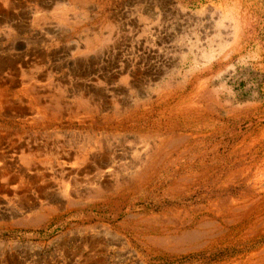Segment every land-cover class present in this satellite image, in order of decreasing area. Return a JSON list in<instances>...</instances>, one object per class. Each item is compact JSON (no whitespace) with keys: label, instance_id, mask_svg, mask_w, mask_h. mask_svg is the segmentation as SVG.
<instances>
[{"label":"rangeland","instance_id":"374dc122","mask_svg":"<svg viewBox=\"0 0 264 264\" xmlns=\"http://www.w3.org/2000/svg\"><path fill=\"white\" fill-rule=\"evenodd\" d=\"M15 3L18 47L11 53L16 58H32L31 64L44 72L42 79L45 80L40 78L42 85L46 86V82L49 86V81L54 78V86L59 87L55 86V90H66L67 100L72 104L78 100L76 92L80 89L85 93L90 90L87 96H100L101 111L95 117L100 122L99 127L88 129L81 123L82 118L71 117L74 112L69 117L73 119L72 124L58 127L62 146L58 149L64 153L61 155V151L54 148L60 154V157L56 154L59 163L55 166L62 164L61 168L68 171L73 168L71 172L78 169L77 173L80 168L84 169L82 161L78 163L74 156V146L71 148L68 141L72 142L74 137L82 141V137L92 132L98 138L108 139L107 150L112 152L110 154L116 153V162L109 163L112 165L96 164L105 172L121 171L122 164L132 163L136 155L145 156L150 143L159 139L170 145L168 150L172 155L144 185L123 184L121 192L108 188V195L105 194L104 198L78 201L69 212L55 213L44 226L19 228L8 224L9 220L0 221L3 224L0 227V249L6 260L10 262L11 259L14 264H76V261L84 264L85 259L94 254L97 257L94 264H222L237 255V249H209L212 246L189 253L165 251L146 241L150 228L139 226L137 222L140 219H173L182 211L199 213L201 217L208 213L210 204L226 198L244 201L257 196V211L264 204V0H15ZM34 7L40 12H32ZM60 13L68 16L71 22L81 21V25L71 27L77 32L68 33L71 37L64 35L65 28L60 26L58 19ZM34 17L36 20L40 18V22ZM32 21L35 27L31 25ZM44 28L47 31H42ZM90 32L98 33L101 40L110 38L109 45L99 46L95 53L84 54L83 37ZM6 45L0 50L4 57L7 55L5 58L9 55ZM204 92L215 95L213 103L206 101L208 94L205 97ZM197 102L201 104L198 107L194 105ZM51 130L43 135L51 136ZM105 150L106 147L101 151L94 149L98 154L102 151L105 154ZM5 151L11 154L10 150ZM67 153L69 155H65ZM123 157L126 161L120 160ZM89 163L92 168L87 170L91 172L89 170L86 176L76 180L72 177L65 179L67 186L72 189L74 182H78L76 186L81 192L94 186L89 185L94 182L96 169L92 162ZM92 171L95 172L93 176ZM130 172L128 175L136 174L134 168ZM52 182L57 183L56 180ZM262 223L257 228V249L264 247V221ZM154 233L155 237H161L159 228ZM91 241L98 242L100 247L95 246V251L93 247L89 248Z\"/></svg>","mask_w":264,"mask_h":264},{"label":"bare ground","instance_id":"6f19581e","mask_svg":"<svg viewBox=\"0 0 264 264\" xmlns=\"http://www.w3.org/2000/svg\"><path fill=\"white\" fill-rule=\"evenodd\" d=\"M33 1V0H31ZM35 3V2H34ZM50 3V2H49ZM42 4V3H41ZM40 4V5H41ZM46 4V3H45ZM29 5V4H28ZM32 5V4H31ZM43 6V5H42ZM87 6V5H85ZM89 6V5H88ZM31 7V6H30ZM29 7V8H30ZM40 7V6H39ZM104 7V6H103ZM16 3L15 0H0V50L3 46H8L9 53L7 55L0 53V221H7L12 226H26L36 225L42 226L46 223L55 213L69 212L81 200H91L97 198H104V195L109 192L108 188L116 192L120 191L123 184L144 185L146 181L153 178L155 172L168 158L172 155L169 151V144L164 141L156 140L153 144L150 143V149L145 156L136 155L135 161L132 163L125 162L122 164L121 171L105 172L102 165H108L111 162H116V153L110 154L109 140L98 138L92 134H86L82 137V141L74 137V140L68 141L70 147L75 148L76 160L82 161V167L75 172L73 168L71 171L61 168L62 164L59 163L57 156L62 153L59 142V128L69 126L71 117L74 115L79 116L83 120L81 123L87 125L90 129L92 126H100V122L95 119L96 115L101 111V102L95 95H89L88 91L85 93L83 89L78 90L77 96L79 97L75 104L67 100V91L55 90L53 79L49 81V86H43L40 78L44 76L41 68L31 64L29 56L25 59L16 58L11 51L18 47L16 39V30L19 28L15 26L16 20ZM105 9V8H104ZM31 10V9H30ZM36 14L40 10L36 7L32 9ZM45 11V10H44ZM66 11V10H65ZM91 11V10H90ZM168 11V10H167ZM181 11V10H180ZM219 11V10H218ZM31 12V13H32ZM49 12V11H48ZM89 12V11H88ZM129 13V12H128ZM168 13V12H167ZM19 13H17L18 15ZM78 14V13H77ZM75 14V15H77ZM171 14V13H170ZM235 14V13H234ZM22 15V14H21ZM32 15V14H31ZM73 15V14H72ZM126 15V14H125ZM56 16V15H55ZM54 16V17H55ZM49 17V16H48ZM71 17V16H70ZM119 17V16H118ZM22 18V17H21ZM31 18V17H30ZM35 20L37 19L34 17ZM39 18V17H38ZM51 18V17H50ZM236 18V17H234ZM247 18V16H246ZM20 19V18H19ZM28 19V18H27ZM32 19V18H31ZM60 26H63L66 31L65 37H69L68 33L81 25V21L77 19L71 22L68 16L60 13L58 15ZM196 19V18H195ZM205 19V18H204ZM23 20V19H22ZM29 20V19H28ZM49 20V19H47ZM92 20V19H91ZM112 20V19H111ZM132 20V19H131ZM40 22L39 20H36ZM98 21V20H97ZM25 22V20H24ZM33 22V21H32ZM86 22V21H85ZM202 22V21H201ZM23 23V21H22ZM83 23V22H82ZM119 23V21H118ZM26 24V22L24 23ZM47 24V23H46ZM50 24V23H49ZM48 24V25H49ZM168 24V23H167ZM252 24V23H251ZM31 25L35 27V22ZM30 25V26H31ZM39 25V24H38ZM94 25V24H93ZM139 25V24H138ZM223 25V24H222ZM235 25V24H234ZM155 26V25H154ZM241 26V25H240ZM24 27V25H23ZM39 27V26H38ZM109 26H107L108 28ZM29 28V27H28ZM169 28V27H168ZM226 28V27H225ZM236 28V27H235ZM39 29V28H38ZM87 29V28H86ZM94 29V28H93ZM96 29V28H95ZM223 29V28H222ZM233 29V27H232ZM251 29V28H250ZM27 30V29H26ZM31 31L30 29H28ZM62 30V29H61ZM64 30V29H63ZM88 30V29H87ZM123 30V29H122ZM131 30V28H130ZM134 30V29H133ZM161 30V29H160ZM42 31H47L44 28ZM142 31V30H141ZM223 31V30H222ZM35 32V31H34ZM151 32V31H150ZM24 33V32H23ZM77 33V32H75ZM96 33V32H95ZM90 32L86 37H83L85 52L84 54L95 53L99 46L109 45L110 38H101L98 33ZM153 33V32H152ZM224 33V32H223ZM230 33V32H229ZM249 33V32H248ZM20 34V33H19ZM27 34V32L25 33ZM234 34V33H232ZM22 35V34H21ZM20 35V36H21ZM36 35V34H35ZM38 35V34H37ZM41 35V34H40ZM119 35V34H117ZM226 35V34H225ZM82 36V35H81ZM92 36V37H90ZM112 36V35H111ZM121 36V35H120ZM130 36V35H129ZM239 36V35H238ZM26 37V36H25ZM31 37V36H30ZM35 37V36H34ZM43 37V36H42ZM45 37V36H44ZM55 37V36H54ZM71 37V35H70ZM79 37V36H77ZM29 38V37H26ZM33 38V37H32ZM46 38V37H45ZM50 38V37H48ZM25 39V38H24ZM38 39V38H37ZM40 39V37H39ZM42 39V38H41ZM44 39V38H43ZM59 39V38H57ZM114 40V38H112ZM118 39V38H117ZM216 39V38H215ZM26 40V39H25ZM48 40V39H47ZM53 40V39H52ZM56 40V39H55ZM83 40V39H82ZM111 40V41H113ZM148 40V39H147ZM250 40V39H249ZM7 41V42H4ZM27 41V40H26ZM49 41V40H48ZM150 41V40H149ZM43 42V41H42ZM58 42V40H56ZM63 42V41H62ZM61 42V43H62ZM66 42V41H65ZM68 42V40H67ZM76 42V41H75ZM74 42V43H75ZM156 42V41H155ZM165 42V41H164ZM192 42V41H191ZM214 42V41H213ZM28 43V42H26ZM54 43V42H53ZM60 43V42H59ZM112 43V42H110ZM157 43V42H156ZM201 43V42H200ZM39 44V43H38ZM52 44V42H51ZM55 44V43H54ZM71 44V43H70ZM154 44V43H153ZM197 44V43H196ZM216 44V43H215ZM220 44V43H218ZM45 45V44H44ZM61 45V44H60ZM68 45V44H67ZM76 45V43H75ZM142 45V44H141ZM147 45V44H146ZM152 45V44H151ZM202 45V44H201ZM206 45V44H205ZM217 45V44H216ZM52 46V45H51ZM78 46V45H77ZM76 46V47H77ZM164 46V45H163ZM199 46V45H197ZM46 47V46H45ZM49 47V46H48ZM58 47V46H57ZM83 47V48H84ZM114 47V46H113ZM112 47V48H113ZM117 47V46H116ZM150 47V46H149ZM152 47V46H151ZM205 47V46H204ZM22 48V47H21ZM183 48V47H182ZM20 49V48H19ZM155 49V48H153ZM3 50V49H2ZM53 50V49H52ZM70 50V49H69ZM198 50V49H197ZM201 50V49H200ZM238 50V49H237ZM4 51V50H3ZM47 51V50H46ZM50 53V50H48ZM78 51V50H77ZM99 51V50H98ZM180 51V50H179ZM178 51V52H179ZM210 51V50H208ZM1 52V51H0ZM14 52V51H13ZM81 52V50H80ZM136 52V51H135ZM174 52V51H172ZM177 52V51H176ZM203 52V51H202ZM206 52V51H205ZM217 52V51H216ZM243 52V51H242ZM47 54V52H45ZM57 53V52H56ZM132 53V52H131ZM165 53V52H164ZM20 54V53H19ZM43 54V53H42ZM115 54V53H114ZM180 54V53H179ZM182 54V52H181ZM228 54V53H227ZM17 55V54H16ZM26 55V54H25ZM51 55V54H50ZM94 55V54H93ZM90 56V55H89ZM143 56V55H142ZM164 56V55H163ZM183 56V55H182ZM39 57V56H38ZM103 57V56H102ZM122 57V56H121ZM141 57V56H140ZM158 57V56H157ZM156 57V58H157ZM166 57V56H165ZM181 57V56H180ZM197 57V56H196ZM46 58V57H45ZM82 58V57H81ZM84 58V57H83ZM87 58V57H86ZM91 58V57H90ZM92 59V58H91ZM138 59V58H137ZM84 60V59H82ZM131 60V59H130ZM37 61V60H35ZM60 61V60H59ZM102 61V60H101ZM141 61V60H140ZM170 61V60H169ZM39 62V61H38ZM42 62V61H41ZM62 62V61H60ZM85 62V60H84ZM134 62V61H133ZM178 62V61H177ZM201 62V61H200ZM216 62V61H215ZM63 63V62H62ZM69 63V62H67ZM83 63V62H82ZM129 63V62H128ZM140 63V62H139ZM142 63V62H141ZM182 63V62H181ZM95 64V63H94ZM149 64V63H148ZM33 65V66H32ZM42 65V64H41ZM44 65V64H43ZM103 65V64H102ZM120 65V64H119ZM47 67V66H43ZM60 67V66H59ZM102 67V66H101ZM110 67V65H109ZM126 67V65H125ZM158 67V66H157ZM182 67V66H181ZM107 68V67H106ZM112 68V67H111ZM123 68V67H122ZM121 68H119L120 71ZM44 70V69H43ZM145 70V69H144ZM158 70V69H157ZM218 70V69H217ZM155 71V70H154ZM173 71V70H172ZM118 72V71H117ZM219 72V71H218ZM50 73V72H49ZM78 73V72H77ZM125 73V71H124ZM155 73V72H154ZM159 73V72H158ZM161 73V72H160ZM128 74V73H127ZM54 75V74H53ZM74 75V74H73ZM72 75V77H74ZM79 75V74H78ZM121 75V74H120ZM154 75V74H153ZM49 76V75H48ZM99 76V75H98ZM127 76V75H126ZM125 76V77H126ZM50 77V76H49ZM58 77V76H56ZM95 77V76H94ZM100 77V76H99ZM103 77V76H102ZM105 78V77H104ZM115 78V77H114ZM123 78V77H122ZM128 78V76H127ZM140 78V77H139ZM149 78V77H148ZM44 79V78H43ZM42 79V80H43ZM59 79V78H58ZM81 79V78H80ZM126 79V78H125ZM45 80V79H44ZM47 80V79H46ZM66 80V79H65ZM69 80V79H68ZM84 80V79H83ZM82 80V81H83ZM99 80V79H98ZM105 80V79H103ZM116 80V79H115ZM114 80V81H115ZM120 80V79H118ZM123 80V79H122ZM132 80V79H131ZM161 80V79H160ZM188 80V79H187ZM64 81V80H63ZM96 81V80H95ZM107 81V80H106ZM156 81V80H155ZM60 82V81H59ZM93 82V81H92ZM123 83V81H121ZM57 83V82H56ZM62 83V82H61ZM91 83V82H90ZM99 83V82H98ZM59 84V83H57ZM74 84V83H73ZM86 84V83H85ZM104 84V83H103ZM116 84V83H115ZM60 85V84H59ZM89 85V83H88ZM92 85V84H91ZM96 85V84H95ZM73 86V85H72ZM71 86V88H72ZM78 86V85H77ZM94 86V85H93ZM175 86V85H174ZM58 87V86H56ZM62 87V86H61ZM92 87V86H91ZM90 87V88H91ZM101 87V86H100ZM165 87V86H164ZM191 87V86H190ZM59 88V87H58ZM57 88V89H58ZM67 88V86H66ZM65 88V89H66ZM94 88V87H92ZM97 88V87H96ZM177 88V87H176ZM208 88V87H207ZM63 89V88H62ZM68 89V88H67ZM75 88H73L74 90ZM99 89V88H98ZM102 89V88H101ZM185 89V88H184ZM213 89V88H212ZM77 90V89H76ZM105 90V89H104ZM229 90V89H228ZM71 91V90H70ZM100 91V89H99ZM146 91V90H145ZM222 91V90H221ZM230 91V90H229ZM98 92V91H96ZM102 92V91H101ZM104 92V91H103ZM73 93V91H72ZM94 93V92H93ZM100 93V92H99ZM203 93V92H201ZM205 97H206V92ZM214 93V92H213ZM217 93V92H215ZM122 94V93H121ZM235 94V93H234ZM74 95V94H73ZM109 95V94H108ZM204 95V94H203ZM76 96V95H75ZM106 96V95H105ZM224 96V95H223ZM103 97V95H102ZM107 97V96H106ZM105 97V98H106ZM77 98V97H76ZM200 98V97H199ZM74 99V98H73ZM103 100V99H102ZM215 95L208 94L207 100L213 103ZM199 102V101H198ZM196 103L197 107L200 103ZM203 104V103H202ZM241 104V103H240ZM253 104V103H252ZM105 105V104H104ZM110 108V107H109ZM114 108V107H113ZM222 108V107H221ZM197 109V108H196ZM212 109V108H211ZM106 110V109H105ZM215 110V109H214ZM109 111V110H108ZM114 111V110H113ZM219 111V110H218ZM222 111V110H221ZM115 112V111H114ZM113 112V113H114ZM118 112V111H117ZM105 113V111L103 112ZM116 113V112H115ZM137 113V112H136ZM100 114V113H99ZM109 114V113H108ZM117 114V113H116ZM213 114V113H212ZM115 115V114H114ZM118 115V114H117ZM204 115V114H203ZM201 117V116H200ZM211 117V116H210ZM80 118H77L79 120ZM123 119V118H122ZM129 119V118H128ZM199 119V118H198ZM80 121V120H79ZM78 121V122H79ZM209 121V120H208ZM105 122V121H104ZM227 123V122H226ZM67 126V127H68ZM83 126V125H82ZM90 126V127H89ZM168 126V125H167ZM84 127V126H83ZM53 128L54 130H51ZM85 128V127H84ZM155 128V127H154ZM77 129V128H76ZM51 130V136H45L47 131ZM218 131V130H217ZM86 132V131H85ZM90 133V132H89ZM167 133V132H166ZM55 134V135H53ZM157 134V133H156ZM217 134V133H216ZM208 135V134H207ZM112 136V135H111ZM142 137V136H141ZM145 137V136H143ZM119 138V137H118ZM239 138V137H238ZM245 138V137H244ZM121 139V138H120ZM148 139V137H147ZM152 139V138H151ZM196 139V138H194ZM207 139V138H206ZM50 140L52 142L50 143ZM126 140V139H125ZM145 140V139H144ZM201 140V139H200ZM215 140V139H214ZM111 141V140H110ZM115 142V140L113 139ZM202 141V140H201ZM125 142V141H124ZM128 142V141H127ZM216 142V141H215ZM122 143V142H119ZM185 143V142H184ZM210 143V142H208ZM65 143H63L64 145ZM114 144V143H113ZM124 144V143H123ZM176 144V143H175ZM188 144V143H187ZM67 145V143H66ZM65 145V146H66ZM184 145V144H183ZM52 146V147H51ZM178 146V145H177ZM176 146V147H177ZM186 146V145H185ZM184 146V148H186ZM106 147V153L102 154L96 151L102 150ZM121 147V146H120ZM119 147V148H120ZM50 148V149H49ZM54 148L60 154L54 151ZM188 149V148H187ZM10 150L9 155L7 151ZM64 150V149H62ZM68 150V149H67ZM66 150V152H67ZM74 150V151H75ZM180 150V149H179ZM258 150V149H257ZM256 150V151H257ZM178 151V150H177ZM189 151V150H188ZM194 151V150H193ZM248 151V150H247ZM9 152V151H8ZM71 152L73 150L71 149ZM176 152V151H174ZM241 152V151H240ZM70 153V151H69ZM112 153V152H111ZM181 153V152H180ZM189 153V152H188ZM194 153V152H193ZM196 153V151H195ZM245 153V152H244ZM248 153V152H247ZM250 153V152H249ZM57 154V156H56ZM104 154V156H103ZM191 154V153H190ZM242 154V152H241ZM255 154V153H254ZM65 155H69L68 153ZM178 155V154H177ZM189 155V154H188ZM194 155V154H193ZM196 155V154H195ZM216 155V154H215ZM252 155V154H251ZM73 156V157H74ZM91 156V157H90ZM127 156V155H126ZM169 156V157H168ZM60 157V156H59ZM175 157V156H174ZM202 157V156H201ZM205 157V156H204ZM240 157V156H239ZM68 160V157H66ZM127 158V157H126ZM188 158V157H187ZM191 158V157H190ZM57 159V160H56ZM65 159V158H64ZM171 159V158H170ZM174 159V158H173ZM196 159V158H195ZM231 159V158H230ZM242 159V158H241ZM244 159V158H243ZM253 159V158H252ZM263 159V158H262ZM61 160V159H60ZM126 161L125 157L120 158ZM191 160V159H190ZM193 160V159H192ZM200 160V159H199ZM206 160V159H204ZM63 161V160H61ZM65 161V160H64ZM122 161H120L122 163ZM174 161V160H172ZM236 161V160H234ZM75 162V161H74ZM92 162L95 165L96 174L94 176L93 187L85 192H81L79 185L74 182L73 188L69 189L65 182L71 177L76 178L84 177L88 174V163ZM177 162V161H176ZM174 162V163H176ZM193 162V161H192ZM198 161H196L197 163ZM222 162V161H221ZM263 162V161H262ZM68 163V162H67ZM78 163L76 165H78ZM178 163V162H177ZM190 163V162H189ZM206 163V162H205ZM227 163V162H226ZM237 163V162H236ZM90 164V163H89ZM101 165L97 167V165ZM120 164V163H119ZM172 164V163H171ZM170 164V165H171ZM186 164V163H185ZM222 164V163H221ZM90 165V166H94ZM112 165V164H109ZM114 165V164H113ZM191 165V163L189 164ZM205 165V164H204ZM216 165V164H215ZM232 165V164H231ZM237 165V164H236ZM55 166V167H54ZM71 166V165H70ZM80 166V165H79ZM116 166V165H115ZM120 166V167H121ZM182 166V165H181ZM217 166V165H216ZM233 166V165H232ZM258 166V165H257ZM63 167V165H62ZM75 167V166H74ZM81 167V166H80ZM174 167V166H173ZM208 167V166H207ZM218 167V166H217ZM253 167V166H252ZM70 168V167H69ZM77 168V166H76ZM104 168V167H103ZM134 168L136 174L128 175L130 170ZM177 168V166H176ZM189 168V167H186ZM167 169V168H165ZM172 169V168H171ZM179 169V167H178ZM191 169V167H190ZM70 170V169H69ZM160 170V169H159ZM173 170V169H172ZM183 170V169H182ZM186 170V169H185ZM184 170V171H185ZM197 170V169H196ZM218 170V169H217ZM248 170V167L247 169ZM250 170V169H249ZM68 171V172H67ZM124 171V175L122 172ZM175 171V170H173ZM219 171V170H218ZM224 171V170H223ZM259 171V170H258ZM91 172V170H90ZM132 172V171H131ZM130 172V173H131ZM164 172V171H162ZM246 172V171H245ZM93 173V174H92ZM92 176L95 172L92 171ZM176 173V172H175ZM181 173V172H180ZM183 173V172H182ZM191 173V172H190ZM189 173V174H190ZM90 174V173H89ZM158 174V173H157ZM213 174V173H212ZM251 174V173H250ZM162 175V174H161ZM160 175V176H161ZM246 175V174H245ZM252 175V174H251ZM255 175V174H254ZM91 176V177H92ZM165 176V175H164ZM163 176V177H164ZM167 176V174H166ZM178 176V175H177ZM186 176V175H185ZM224 176V175H223ZM229 176V175H228ZM90 177V176H89ZM172 177V176H171ZM209 177V176H208ZM256 177V176H255ZM264 177V176H263ZM175 178V177H174ZM220 178V177H219ZM222 178V177H221ZM261 178V177H259ZM61 179V181H58ZM66 179V180H65ZM85 178L84 180H86ZM92 179V178H91ZM189 179V178H188ZM216 179V178H215ZM56 180L57 183H53ZM65 180V181H64ZM73 180V181H75ZM110 180V182H109ZM254 180V179H253ZM263 180V179H262ZM212 181V180H210ZM220 181V180H219ZM261 181V180H260ZM65 182V183H64ZM91 182V181H90ZM89 182V183H90ZM255 183V181H253ZM262 182V181H261ZM264 182V181H263ZM224 183V182H223ZM66 184V185H65ZM251 184V183H248ZM81 185V184H80ZM257 185V184H255ZM163 186V185H162ZM249 186V185H248ZM253 186V184H252ZM87 188V187H86ZM251 189V188H250ZM124 190V189H123ZM174 190V189H173ZM108 191V192H107ZM251 191V190H250ZM249 191V192H250ZM137 192V191H136ZM254 192V191H253ZM261 192V191H260ZM263 192V191H262ZM135 194V193H134ZM108 195V194H107ZM112 195V194H111ZM241 195V194H240ZM253 195V193H252ZM264 195V194H263ZM114 196V195H113ZM131 196V195H130ZM192 196V195H191ZM233 196V195H232ZM250 196V195H248ZM261 196V195H260ZM222 197V196H221ZM228 197V196H226ZM234 197V196H233ZM108 198V197H105ZM124 198V196H123ZM220 198V197H219ZM223 198H225L223 196ZM245 198V197H244ZM247 199V198H246ZM255 199V200H254ZM254 199L248 200H235L233 198H226L216 203L210 204L207 208L205 215L199 213H184L173 219H162L157 221H149L140 219L137 222L139 226L150 228L146 241L157 245L165 251H176L178 253H189L204 247L211 250L219 248H228L229 250L237 249L239 253L233 257L228 258L222 264H264V247L257 249V228L260 227L264 221V204L261 209L257 211V196ZM99 200V199H97ZM103 200V199H102ZM107 200V199H106ZM112 200V199H111ZM126 200V199H125ZM96 201V200H95ZM262 201V200H261ZM83 202V201H82ZM108 202V201H107ZM113 202V201H111ZM136 202V201H135ZM100 203V201H99ZM184 203V202H183ZM187 203V202H186ZM105 204V203H104ZM121 204V202H120ZM123 204V203H122ZM125 204V203H124ZM135 204V203H134ZM179 204V203H178ZM198 204V203H197ZM208 204V202H207ZM81 205V204H80ZM188 205V204H187ZM120 206V205H119ZM194 206V205H193ZM187 207V206H186ZM202 207V206H201ZM95 208V207H94ZM102 208V207H101ZM118 208V207H117ZM116 208V209H117ZM135 208V207H134ZM193 208V207H192ZM99 209V208H98ZM111 209V208H110ZM156 209V208H155ZM203 209V208H202ZM100 210V209H99ZM183 210V209H182ZM188 210V209H187ZM199 210V209H198ZM205 210V209H204ZM186 211V210H185ZM196 211V210H195ZM201 211V209H200ZM206 211V210H205ZM194 212V211H193ZM65 213V212H64ZM91 213V212H90ZM114 213V212H113ZM116 213V211H115ZM114 213V214H115ZM119 213V212H118ZM132 213V212H131ZM126 214V213H125ZM58 215V214H57ZM117 215V213L115 214ZM120 215V214H118ZM123 215V214H122ZM91 217V216H90ZM113 217V215H112ZM117 217V216H114ZM94 218V217H93ZM165 218V217H164ZM132 219V218H131ZM84 220V219H83ZM91 220V219H90ZM51 222V221H50ZM103 224V223H102ZM263 224V223H262ZM2 223L0 227H2ZM99 225V224H98ZM7 226V225H6ZM44 226V225H43ZM263 226V225H262ZM106 227V226H105ZM264 227V226H263ZM159 228L161 237H155V230ZM171 228L173 229L171 231ZM88 229V228H87ZM98 229V228H97ZM101 229V228H100ZM108 229V228H107ZM119 229V228H118ZM125 229V228H124ZM9 230V229H8ZM93 232L94 229H92ZM103 230V229H102ZM111 230V229H110ZM77 231V230H76ZM139 231V230H138ZM111 232V231H110ZM264 232V231H263ZM91 234V231L89 232ZM87 234V233H86ZM93 234V233H92ZM135 234V232H134ZM102 235V234H101ZM143 235V234H142ZM111 236V235H110ZM134 236V235H133ZM140 236V235H139ZM260 236V235H259ZM87 237V236H86ZM108 237V236H107ZM119 237V235H118ZM124 237V236H123ZM142 237V236H141ZM101 238V237H100ZM121 238V237H119ZM139 238V237H138ZM137 238V239H138ZM261 238V237H259ZM88 239V238H86ZM102 239V238H101ZM118 239V238H117ZM125 239V238H122ZM121 239V240H122ZM136 239V238H135ZM111 240V239H110ZM127 240V239H126ZM100 241V240H99ZM112 241V240H111ZM118 241V240H117ZM133 241V240H132ZM88 242V241H87ZM131 242V241H130ZM138 242V241H137ZM259 242V241H258ZM261 242V241H260ZM111 243V242H110ZM109 243V244H110ZM113 243V242H112ZM139 243V242H138ZM19 244V243H18ZM93 250L95 246L100 247L96 241L89 242ZM105 244V243H103ZM107 244V243H106ZM115 244V243H114ZM260 244V243H259ZM69 245V244H68ZM84 245V244H83ZM3 246V245H2ZM113 246V244H112ZM208 246V247H207ZM261 246V245H260ZM264 246V245H263ZM21 247V246H20ZM82 247V246H81ZM87 247V248H88ZM122 247V246H121ZM136 247V246H135ZM8 248V247H7ZM11 248V247H10ZM71 248V247H70ZM84 248V247H83ZM85 247L84 249L87 250ZM90 248V247H89ZM110 248V247H109ZM156 248V247H155ZM158 248V249H159ZM254 248H256L254 250ZM2 249V248H1ZM0 249V250H1ZM16 249V248H15ZM14 249V250H15ZM97 249V247H96ZM95 249V250H96ZM103 249V248H102ZM111 249V248H110ZM136 249V248H135ZM226 249V250H228ZM91 250V249H89ZM94 250V251H95ZM112 250V249H111ZM2 251V250H1ZM0 251V262L4 264H14L12 260H6L5 256ZM118 251V250H117ZM175 252V253H176ZM206 252H208L206 250ZM227 252V251H226ZM10 253V252H9ZM31 253V252H30ZM64 253V252H63ZM98 254V252H96ZM107 253V252H106ZM220 253V252H219ZM236 253V251H235ZM50 254V253H49ZM73 254V253H72ZM86 254V253H85ZM90 254V253H89ZM108 254V253H107ZM159 254V253H158ZM209 254V253H208ZM227 254V253H226ZM13 255V254H12ZM61 255V254H60ZM76 255V254H75ZM74 255V256H75ZM83 255V254H82ZM100 255V254H99ZM203 255V254H202ZM214 255V254H213ZM230 255V256H231ZM11 256V255H10ZM24 256V255H23ZM88 256V255H87ZM96 255H89L84 264H94ZM193 256V255H192ZM197 256V255H194ZM216 256V255H215ZM229 256V255H228ZM9 257V256H8ZM80 257V256H79ZM138 257V256H137ZM145 257V256H144ZM189 257V255H188ZM212 257V256H211ZM221 257V256H220ZM66 258V257H65ZM74 258V257H73ZM83 258V257H82ZM99 258V257H98ZM180 258V257H179ZM222 258V257H221ZM227 258V257H226ZM13 259V256H12ZM72 259V257H71ZM102 259V258H101ZM100 259V261H101ZM137 259V258H136ZM156 259V258H155ZM208 259V258H207ZM223 259V258H222ZM221 259V260H222ZM18 260V259H17ZM50 260V259H49ZM54 260V259H53ZM68 260V259H67ZM77 260V259H76ZM174 260V259H173ZM219 260V259H218ZM81 261V260H80ZM99 261V262H100ZM103 261V260H102ZM129 261V260H128ZM23 262V261H22ZM34 262V261H33ZM79 261H76L78 264ZM105 262V261H104ZM210 262V261H209ZM216 262V261H215ZM16 263V262H15ZM66 263V262H65ZM64 263V264H65ZM75 263V262H74ZM73 263V264H74ZM108 264L107 262H105ZM163 263V262H162ZM197 264V263H196ZM220 264V263H219Z\"/></svg>","mask_w":264,"mask_h":264}]
</instances>
